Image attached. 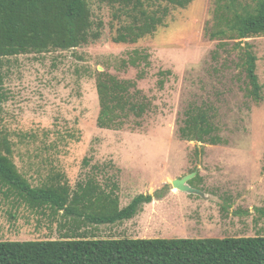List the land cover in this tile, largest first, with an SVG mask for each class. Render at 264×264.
Segmentation results:
<instances>
[{
    "label": "rangeland",
    "instance_id": "obj_1",
    "mask_svg": "<svg viewBox=\"0 0 264 264\" xmlns=\"http://www.w3.org/2000/svg\"><path fill=\"white\" fill-rule=\"evenodd\" d=\"M89 4L93 20L104 23L96 42L4 59L0 137L33 187L66 185L68 172L75 193L86 172H97L100 189L122 208L139 195L155 199L116 224L70 216L81 223L77 231L69 217L0 194V242L264 237V37L238 44L217 36L219 0ZM247 43L257 56L258 102L244 68ZM101 73L135 83L131 92H141L146 112L118 130L101 129ZM193 107L209 108L221 144L181 138ZM195 171L190 185L208 199L172 186Z\"/></svg>",
    "mask_w": 264,
    "mask_h": 264
},
{
    "label": "trees",
    "instance_id": "obj_2",
    "mask_svg": "<svg viewBox=\"0 0 264 264\" xmlns=\"http://www.w3.org/2000/svg\"><path fill=\"white\" fill-rule=\"evenodd\" d=\"M216 12L217 36L230 34L238 44L264 37V0H219ZM103 27L102 21L93 20L89 0H0V72L7 58L90 45L100 39ZM244 68L250 96L258 102L262 85L257 56L249 43ZM100 75L97 124L101 129L118 130L131 115L141 117L146 112L148 105L141 92H131L135 83ZM180 136L185 141L213 146L222 142L209 108H191ZM10 153L9 143L0 137V194L32 210L44 214L49 211L50 217L61 214L97 225L116 224L134 219L155 199L139 195L120 209L119 198L99 188H83L72 195L66 185L33 187L20 174ZM157 196L162 197L161 191ZM86 202L81 211L78 206ZM0 264H264V237L91 240L67 236L51 241L0 242Z\"/></svg>",
    "mask_w": 264,
    "mask_h": 264
},
{
    "label": "water",
    "instance_id": "obj_3",
    "mask_svg": "<svg viewBox=\"0 0 264 264\" xmlns=\"http://www.w3.org/2000/svg\"><path fill=\"white\" fill-rule=\"evenodd\" d=\"M198 175V172L195 171L189 175H186L182 179H177L172 181V186L174 189L182 192V193H187L189 195H196L199 196L203 199H208V196L202 192L201 190L195 189L190 185V182L196 178Z\"/></svg>",
    "mask_w": 264,
    "mask_h": 264
},
{
    "label": "crops",
    "instance_id": "obj_4",
    "mask_svg": "<svg viewBox=\"0 0 264 264\" xmlns=\"http://www.w3.org/2000/svg\"><path fill=\"white\" fill-rule=\"evenodd\" d=\"M66 176H67V184L66 185H67V187L72 188V190H73L74 189V186H75L74 185V182L71 181V179H70L71 177H70V175H68V172H67V175ZM84 176L87 178L86 183L85 184L78 183V185H77V187H79L78 190L83 189V188H86V189H95V188L98 189L99 188L100 189V185L97 183L96 178H98L99 176H101V173L99 174L97 172L96 173H94V172L93 173L86 172ZM57 177H59V176H57ZM45 185H48V184H45ZM71 194L73 195L74 193L71 191ZM120 209H123V208L120 207ZM81 211H83V207H82V210ZM69 220H71V222H73L76 225L77 224H79V226L81 225V223H79V221H78L77 218H74V217L71 218V217H69Z\"/></svg>",
    "mask_w": 264,
    "mask_h": 264
}]
</instances>
